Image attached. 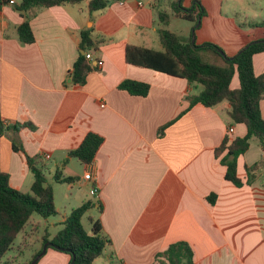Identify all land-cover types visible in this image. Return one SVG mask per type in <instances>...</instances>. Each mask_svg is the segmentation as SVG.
<instances>
[{"label": "crops", "instance_id": "crops-1", "mask_svg": "<svg viewBox=\"0 0 264 264\" xmlns=\"http://www.w3.org/2000/svg\"><path fill=\"white\" fill-rule=\"evenodd\" d=\"M198 1L206 12L186 27L187 40L213 43L233 57L248 42L264 38L259 25L264 0ZM171 2L112 0L92 12L88 0L35 7L27 12L34 37L28 44L17 33L24 17L15 4L0 0V116L5 128L0 170L9 174L13 188L30 192L33 176L24 153L12 149L14 141L27 155L40 157L47 181L54 180L55 172L78 177L72 183L54 181L66 183L79 206L88 199L102 205V212L96 205L92 217L99 219L110 244L92 264H152L158 252L178 240L192 249L193 264H264V162L252 183L237 187L224 177L222 155H214L225 137L230 142L242 137L246 125L232 122L228 101L188 109V97L202 86L126 61L130 45L162 49L159 30L173 31ZM193 2L183 0L182 5L190 10ZM251 2L260 13L246 11ZM161 11L169 12L167 24L159 19ZM89 29L96 41L86 51L92 54V68L84 83L75 85L69 71L83 53L80 32ZM204 57L216 61L209 50ZM252 63L255 75L264 73V51L253 55ZM123 80L148 84L147 95L119 89ZM238 81L235 74L231 89ZM260 110L264 117V99ZM17 123L22 125L12 129ZM88 132L103 142L92 163L79 164L68 152ZM262 158L264 149L251 140L237 158V176L245 181V166ZM86 170L93 181L83 178ZM56 210L54 223H61L72 209ZM70 259L49 247L36 264H69Z\"/></svg>", "mask_w": 264, "mask_h": 264}, {"label": "trees", "instance_id": "trees-1", "mask_svg": "<svg viewBox=\"0 0 264 264\" xmlns=\"http://www.w3.org/2000/svg\"><path fill=\"white\" fill-rule=\"evenodd\" d=\"M82 1L19 0L15 4V9L24 17L17 30L20 40L28 44L34 41L28 10L35 7L78 4ZM111 1L88 0V10L90 12L103 10ZM182 1L172 0V13L197 23L198 15L202 16L206 12L200 1L194 0L190 7V13H187L189 9L182 5ZM159 19L167 24L169 14L161 11ZM259 25L263 27L264 21ZM90 32L91 29L80 32L79 49L83 53L77 56L68 77L75 85H82L88 71L92 68L90 60L84 56L88 49L96 47V41L91 38ZM158 38L162 45L161 50L130 45L126 50V61L141 67L163 71L166 74L180 76L186 78L187 83L191 85L202 86V90L198 94L188 97V109L196 103L213 107L223 101H228V113L232 122L245 124L246 133L231 142L225 137L221 144L214 149V155L216 157L222 155L220 162L226 166L224 177L229 182L237 187H241L244 183H252L261 166L260 162L245 166L246 179L242 181L236 173L237 158L249 149L251 140L264 149V117L260 110L261 101L264 99V73L255 75L252 63L253 55L264 51V42L252 43L244 48L248 42L232 57L227 56L220 47L213 43L196 44L190 39H182L168 29H160ZM203 50L213 53L216 61L209 62L203 59L200 53ZM235 74L238 76L239 85L237 88L231 89L230 81L233 80ZM118 88L140 96H146L149 90L148 84L134 80H123ZM2 121L0 116V134L4 135L5 128ZM21 125L17 123L11 128L17 130ZM102 142L101 136L94 132H88L81 143L76 148L70 149L68 154L82 164H90L94 161L97 149ZM11 147L14 151L24 153L28 169L33 176V182L30 192L24 193V191L13 188L9 183V174L0 170V259L11 248L15 237L26 229L32 214L47 219L57 213L54 189L47 181L43 166L40 164V157L27 155L21 145H16L14 141H12ZM77 179V176L62 177L58 172L54 174V180L57 182L72 183ZM212 197V195L208 196L210 202L214 200ZM96 205L98 212H102V205L92 199H88L72 209L60 223L61 227L52 238L48 239L46 235L43 236L42 245L45 242H51L54 245L51 248L68 253L71 259L74 256L72 264H92L110 244V240L103 233L99 219L87 215L86 219L90 224V229L86 230L83 226V216L90 209H95ZM42 245L33 254L31 260L40 253ZM193 261V251L190 246L182 240H178L170 243L165 250L158 252L152 264H193Z\"/></svg>", "mask_w": 264, "mask_h": 264}, {"label": "rangeland", "instance_id": "rangeland-1", "mask_svg": "<svg viewBox=\"0 0 264 264\" xmlns=\"http://www.w3.org/2000/svg\"><path fill=\"white\" fill-rule=\"evenodd\" d=\"M258 7L259 5H257L256 2H251L250 4L245 5L244 8L246 9V11H248L249 9L251 11H255V13L258 14L260 13L259 10H257ZM166 13L169 12L167 11ZM191 23L193 22L187 20V18L180 17L177 15L171 16V29L183 39H186V36H184V34L187 33L186 27L189 26ZM204 51L205 50L200 52L203 59H205ZM75 160L79 162V164H82L77 159ZM263 162L264 158L260 160V164H262ZM46 163L49 166H51L52 164L48 161H46ZM40 164L44 167V163L42 162V160H40ZM48 183L51 184L54 188L55 206L57 209L61 210V212L64 210V208H66L67 212H69L71 209H74L79 206V204H77L78 202H76L77 198L73 195H70V193H72L73 191L70 192V190L67 188L66 183H57L51 178H48ZM27 193H29V191ZM95 214V210L90 209L83 216L82 223L86 230L90 229V224L87 221L86 216H94ZM57 218H59V213L50 216L47 219L42 218L37 214H32L26 229L24 231H21L15 237L11 248L6 252L3 257H1L0 264H28V262L33 257V254L41 248L43 236L46 235L48 239L52 238L53 235H55L61 227L60 223H54V219Z\"/></svg>", "mask_w": 264, "mask_h": 264}, {"label": "built area", "instance_id": "built-area-1", "mask_svg": "<svg viewBox=\"0 0 264 264\" xmlns=\"http://www.w3.org/2000/svg\"><path fill=\"white\" fill-rule=\"evenodd\" d=\"M4 1H6L9 5L15 4V1L14 0H4ZM91 55H92L91 53H86L84 56H85V58L87 60H91L92 59V56ZM96 64H97V66H100L101 65V62L98 61ZM228 130L231 131L230 128ZM47 157H48V155H47ZM83 178L85 180H87V181H93V174H92V172L90 170H86L83 173ZM96 191H97L96 187H92L91 190L89 191V194L92 195V196H94L96 194Z\"/></svg>", "mask_w": 264, "mask_h": 264}, {"label": "water", "instance_id": "water-1", "mask_svg": "<svg viewBox=\"0 0 264 264\" xmlns=\"http://www.w3.org/2000/svg\"><path fill=\"white\" fill-rule=\"evenodd\" d=\"M189 12H191V10H189ZM199 15H198V19H199ZM191 41L193 42V37L191 38ZM260 42H264V39H261V40H252L250 41L244 48H247L250 44L252 43H260ZM47 247H54L53 243L51 242H45L42 246V249H41V252L31 260L30 264H35L36 261L38 260V258H40L45 252H46V249ZM73 259H74V256L72 257V259H70V264L73 263Z\"/></svg>", "mask_w": 264, "mask_h": 264}]
</instances>
